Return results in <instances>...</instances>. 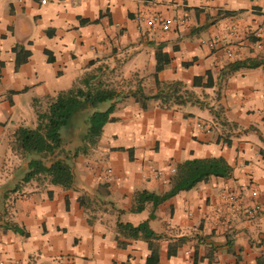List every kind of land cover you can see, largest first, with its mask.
Returning a JSON list of instances; mask_svg holds the SVG:
<instances>
[{"label": "crops", "instance_id": "1", "mask_svg": "<svg viewBox=\"0 0 264 264\" xmlns=\"http://www.w3.org/2000/svg\"><path fill=\"white\" fill-rule=\"evenodd\" d=\"M167 17L177 19L168 30ZM232 25V38L213 42ZM158 47L171 56L160 71ZM238 61L249 65L228 67ZM99 83L128 95L96 142L83 139L88 106L53 154L18 147V129L36 128L61 92ZM219 156L229 176L134 209L142 191L172 188L178 164ZM57 157L71 186L25 179L32 159ZM120 221L148 222L161 264H264V0H0V264H146L149 242L120 233Z\"/></svg>", "mask_w": 264, "mask_h": 264}, {"label": "trees", "instance_id": "2", "mask_svg": "<svg viewBox=\"0 0 264 264\" xmlns=\"http://www.w3.org/2000/svg\"><path fill=\"white\" fill-rule=\"evenodd\" d=\"M156 56V70L160 71L170 62L171 56L163 47H158ZM246 65L249 63L238 61L230 63L228 67L236 69ZM207 74L209 77L208 84L212 85L211 72L208 71ZM200 80L201 76H196V83H199ZM139 93L144 97L162 98L164 102L170 100L169 93L166 92L146 95L140 90ZM127 95L128 93L100 83L97 85L87 84L86 88L74 87L61 92L50 104L48 111L39 114V124L36 128L21 127L18 129L16 143L25 152L40 153L43 157L53 154L63 143L62 130L70 123L79 109L88 106L92 107L93 111L88 118L89 127L83 139L88 143H94L101 135L104 125L113 119L110 113L115 107V102ZM107 101H111L110 105L106 109H100V104ZM175 101L176 103H183L185 99L176 96ZM30 163L31 170L26 174V180L42 172L50 176L53 183L71 186L74 182L73 170L67 158L57 157L49 165L45 164L41 158L32 159ZM231 172L232 166L222 156L187 159L178 164V170L172 178V188L169 191L163 194H156L147 190L142 191L138 195L139 203L134 209H142L146 201H153L154 205L157 206L177 192L191 189L198 182L207 180L212 175L229 176ZM118 227L120 233L128 238H142L149 242L151 254L148 256L146 264H161L159 252L154 245V239L158 238L159 234L150 228L147 221L137 225L120 221ZM173 252L175 251L170 249V253Z\"/></svg>", "mask_w": 264, "mask_h": 264}, {"label": "built area", "instance_id": "3", "mask_svg": "<svg viewBox=\"0 0 264 264\" xmlns=\"http://www.w3.org/2000/svg\"><path fill=\"white\" fill-rule=\"evenodd\" d=\"M41 4H46L48 2H50L51 0H38ZM173 21H177V19L175 17H167L164 18L162 20H160V23L163 27V29L168 30L170 28V25ZM150 23H153L154 20L150 19L149 20ZM236 32V27L234 25H232L226 32V34H224V36L222 37H214L213 38V42L215 43H219L222 40H227L229 38H232V36L235 34ZM227 53L229 56L233 55V52L231 51V49L227 50ZM204 127H209L208 124H201ZM252 194L253 195H257L258 194V190L257 189H252ZM241 196H243V192H237L234 190H229L228 193H226V198H230L233 202H235L238 198H240ZM262 211V205L259 203H256L254 206H248L247 208H245V212L247 217L250 218H254L258 213H260Z\"/></svg>", "mask_w": 264, "mask_h": 264}]
</instances>
